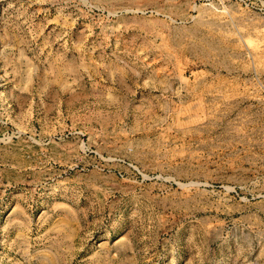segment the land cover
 <instances>
[{"label": "rangeland", "instance_id": "obj_1", "mask_svg": "<svg viewBox=\"0 0 264 264\" xmlns=\"http://www.w3.org/2000/svg\"><path fill=\"white\" fill-rule=\"evenodd\" d=\"M0 264H264V0H0Z\"/></svg>", "mask_w": 264, "mask_h": 264}, {"label": "bare ground", "instance_id": "obj_2", "mask_svg": "<svg viewBox=\"0 0 264 264\" xmlns=\"http://www.w3.org/2000/svg\"><path fill=\"white\" fill-rule=\"evenodd\" d=\"M192 123V122H191ZM193 125V124H192ZM204 126V125H203ZM180 130V129H179ZM185 130V129H184ZM240 131V130H239ZM195 132V131H194ZM236 132V131H235ZM235 134V133H234ZM183 181V180H182ZM207 186V185H206ZM181 187V186H180ZM191 187V188H190ZM190 187H188L189 189H188V191L189 190H196L197 189V186H195V185H190ZM193 187V188H192ZM186 192H187V190H185ZM198 191V190H197ZM201 191V190H200ZM253 191V190H252ZM190 192V191H189ZM196 192V191H195ZM218 193V192H217ZM218 201V200H217ZM190 203V202H189ZM202 203V202H201ZM178 204H180V203H178ZM217 205H218V203H217ZM242 209V208H241ZM192 213V212H191ZM259 218V217H258Z\"/></svg>", "mask_w": 264, "mask_h": 264}]
</instances>
